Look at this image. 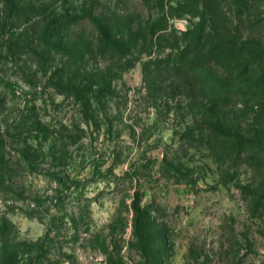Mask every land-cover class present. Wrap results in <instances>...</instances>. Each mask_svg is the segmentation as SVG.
Segmentation results:
<instances>
[{"label":"rangeland","instance_id":"obj_1","mask_svg":"<svg viewBox=\"0 0 264 264\" xmlns=\"http://www.w3.org/2000/svg\"><path fill=\"white\" fill-rule=\"evenodd\" d=\"M235 41L264 49V0H0V264H264Z\"/></svg>","mask_w":264,"mask_h":264},{"label":"trees","instance_id":"obj_2","mask_svg":"<svg viewBox=\"0 0 264 264\" xmlns=\"http://www.w3.org/2000/svg\"><path fill=\"white\" fill-rule=\"evenodd\" d=\"M3 1L6 4H8V6H9V4H11L13 0H3ZM246 1H248V0H246ZM8 9H9V7H8ZM232 43H233V45H231V46H229L227 44L224 45L225 50L223 52H218L219 54L222 53L221 60H217V61H221V63H226L227 65H229V69H231V68H232V70L236 69V68H237V70L239 69L238 66H237V63L240 62V60L244 56L247 55L245 49H251V51L248 54V57H253L251 53H253V55H254V53L257 52V51L262 52V54H260V55L264 54V49H262L261 44L258 43V42L254 41L252 43H245V42L235 41V42H232ZM210 53H213V52H210ZM236 56L238 58L235 59ZM209 59L211 60V58H209ZM252 61H253V59L251 60V62ZM232 63L236 64L235 67L231 66ZM236 137H237L236 141H237V143L239 145L240 144L242 145L244 142L245 143H250V144L253 145V139L252 138L247 140V141H245V138L243 136H241L240 134L236 135Z\"/></svg>","mask_w":264,"mask_h":264}]
</instances>
